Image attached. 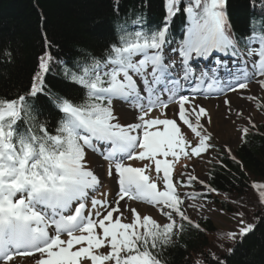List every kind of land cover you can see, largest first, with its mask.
Masks as SVG:
<instances>
[{
	"label": "snow or ice",
	"instance_id": "snow-or-ice-1",
	"mask_svg": "<svg viewBox=\"0 0 264 264\" xmlns=\"http://www.w3.org/2000/svg\"><path fill=\"white\" fill-rule=\"evenodd\" d=\"M257 6L260 18L253 17L249 34L240 38L231 31L227 0H164V21L155 29H145L137 17L132 21L137 27L122 28L103 56L86 57L75 70L65 71L84 99L75 103L55 97L62 114L55 134L33 116L28 102L44 92L50 70L51 55L45 52L39 58L30 92L0 99V264H14L17 256L32 258L35 264H163L156 253L183 230L175 217L200 227L183 210L173 170L181 156L191 159L211 147L205 126L211 115L194 103L196 95L207 99L225 94L223 103L231 111L226 93L246 90L253 80L264 89V0L258 5L254 0L253 7ZM178 13L189 24L179 47L172 49L178 56H166L169 21ZM223 56L236 59L225 62ZM197 59L210 61L199 74L191 63ZM186 85H191V95L185 94ZM115 101L138 112V122L121 124ZM172 103L178 106L177 119L166 115ZM157 108L164 118H146ZM182 125L199 138L195 146L186 141ZM248 131L243 129L242 140ZM90 153L108 163L107 175L118 185L112 200L90 195L103 183L89 167ZM126 160L145 163L134 167ZM152 164L156 180L148 174ZM196 179L189 175L188 185ZM157 181H162L163 190ZM252 187L264 189V184ZM258 196L264 203V191ZM125 199L158 208L168 222L161 225L135 208L122 207ZM125 211L131 214L130 223L123 222ZM236 215L238 230L226 236L241 244L256 224L247 223L243 212ZM213 259L226 264L214 254Z\"/></svg>",
	"mask_w": 264,
	"mask_h": 264
},
{
	"label": "trees",
	"instance_id": "trees-1",
	"mask_svg": "<svg viewBox=\"0 0 264 264\" xmlns=\"http://www.w3.org/2000/svg\"><path fill=\"white\" fill-rule=\"evenodd\" d=\"M253 2L227 0L228 19L237 38L248 35L252 18L261 16ZM164 16V0H0V52L12 54L11 58L0 55V99L27 95L39 58L48 52L52 60L44 92L28 102L33 116L55 134L62 115L55 107V97L75 103L84 99L82 89L66 79L65 71L75 70L86 57L103 56L118 41L122 28L137 27L132 24L137 17L142 18L145 29H155ZM184 19L185 15L178 13L171 21V40L181 36L179 23ZM24 126L21 121L20 127ZM241 136L234 158L221 155L220 162L208 169L207 182L221 198L214 200L222 210L243 212V219L256 224L255 229L243 243L234 244L210 221L199 223L203 231L182 223L183 230L156 253L163 264H218L213 254L226 264H264V203L258 196L264 189L252 187L253 183L264 184V123L248 132L244 140ZM229 248H234L231 254Z\"/></svg>",
	"mask_w": 264,
	"mask_h": 264
},
{
	"label": "rangeland",
	"instance_id": "rangeland-1",
	"mask_svg": "<svg viewBox=\"0 0 264 264\" xmlns=\"http://www.w3.org/2000/svg\"><path fill=\"white\" fill-rule=\"evenodd\" d=\"M186 94L191 95L189 92ZM226 96L231 101V111H229V106H226L223 103L225 94H221L219 96L213 94L210 98H207L208 104L212 106V109L214 110V114L208 110L211 115V123L209 124L205 121L207 133L211 134V139L208 141V143L211 145V147L212 145L217 147H209L206 152L202 153L200 156H193L191 159L181 156L178 162L175 163L173 172L177 173L181 171L179 175L185 180H182L181 177L178 176L176 180L177 182L175 183H177V189L179 190L181 198L184 199L183 210L189 216L190 220L192 222H196L198 220L210 218L216 227L226 232H230L238 230V220L237 222H234V220L238 219V217L224 213L223 211H219V208L216 205L198 199L196 198V195L208 194L212 196V194H210L206 189L205 176L209 164L217 161V154L226 153V150L232 152V150L238 144L239 138L244 128H249V126L252 124L264 122V89H261L255 81H252L249 83L248 89L241 90L237 93L228 92L226 93ZM248 96H253L256 99L250 101L247 99ZM199 99L200 95H196L194 103L201 105ZM220 99L221 101H219ZM257 101H259V104L262 105L259 110H257L256 107ZM114 104L115 114L118 116L119 122L121 124L138 122L136 120V115H138V112L134 111L129 104H126L123 101H115ZM177 110L178 106L176 104H170L166 110L167 118L177 119L175 116ZM238 113H240V115H238ZM156 117L164 118L161 116V110L158 108L154 109L146 118L150 119ZM250 120L252 121V124L249 123ZM188 131L191 130L188 129L187 126L182 125V133L184 134L186 141L190 142L192 146H195L198 143V140L196 141L195 138L186 134ZM89 155H91V153ZM88 158L91 159L92 170L97 173L103 182L99 189L90 195L94 196L96 199L112 200L118 192V185L107 175V161L94 156H89ZM158 158L163 159L162 157ZM167 159L172 160L173 158L168 157ZM125 163L131 164L134 167H143L145 162L139 160H126ZM148 174L153 180H156L154 164L151 165ZM189 175L197 178L191 182L190 186L188 185ZM183 182L187 183L185 188L179 186L183 184ZM157 183L159 188L163 190L162 181H157ZM193 195L195 196L194 199L191 198ZM121 205L125 208L137 209L141 216L148 215L152 219L159 222H168L167 218L161 215V212L158 208L152 207L147 203L125 199V201H121ZM189 205H192V207H189ZM88 207L91 209L90 200L88 202ZM175 219H179V217L176 216ZM123 222H131V214L127 211H125ZM62 239L66 240V235H64ZM102 251L106 252L107 249H102ZM38 257L39 255L37 258ZM28 260L29 261L14 260V264H35V260L32 258L28 257Z\"/></svg>",
	"mask_w": 264,
	"mask_h": 264
},
{
	"label": "bare ground",
	"instance_id": "bare-ground-1",
	"mask_svg": "<svg viewBox=\"0 0 264 264\" xmlns=\"http://www.w3.org/2000/svg\"><path fill=\"white\" fill-rule=\"evenodd\" d=\"M185 19H186V18H185ZM184 22H185V21H181V22L179 23V25L181 26L182 23L185 24ZM208 108L210 109V112H211V113L214 111V110L212 109V106L209 105ZM213 114H214V112H213Z\"/></svg>",
	"mask_w": 264,
	"mask_h": 264
}]
</instances>
